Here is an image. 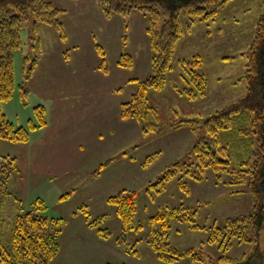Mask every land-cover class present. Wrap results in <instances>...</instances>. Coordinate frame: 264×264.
I'll return each instance as SVG.
<instances>
[{
  "label": "rangeland",
  "instance_id": "374dc122",
  "mask_svg": "<svg viewBox=\"0 0 264 264\" xmlns=\"http://www.w3.org/2000/svg\"><path fill=\"white\" fill-rule=\"evenodd\" d=\"M49 1L61 10L58 16L65 36L42 21L23 22L21 46L14 53L13 97L2 103L8 118L16 126L26 127L30 118L35 120L34 107L41 103L47 123L31 130L27 142L0 138V173L9 174L6 180L0 177L1 240L9 241L20 206L27 209L40 197L48 205L46 214L60 219V248L53 264L217 261L222 250L208 242L205 227L223 226L228 217L250 213L254 194L244 185L227 183L228 176L212 168L203 172L201 179L179 170L163 191L153 196L146 187L166 170H175L176 162L182 170L195 163L191 150L196 136L180 119L206 117L247 94L245 65L264 0H231L223 16L209 27L204 22L189 27L187 12H182L185 31L176 48L175 67L161 89L148 93L159 118L157 129L149 132L142 130L140 120L122 119L119 110L121 102L136 90L134 79L151 72L148 16L140 10L106 16L101 0ZM123 52L132 56L131 66L119 64ZM102 54L107 70L99 69ZM194 55L204 59L208 85L206 95L191 100L180 92L185 82L176 61ZM34 58L33 72L25 79V68ZM24 79L29 92L23 97L19 85ZM175 119V125L169 124ZM180 177L187 182L188 192L180 187ZM124 188L139 191L135 222L141 221L144 228L131 229L123 236L121 221L108 197ZM182 204L198 209L199 215L194 223L173 218L168 241L181 251L200 253L197 259L184 255L163 263L149 244L150 217L161 208ZM94 220L97 224L90 226ZM105 227L109 229L107 237L98 234V229ZM253 245L254 241H235L225 254L241 258Z\"/></svg>",
  "mask_w": 264,
  "mask_h": 264
},
{
  "label": "trees",
  "instance_id": "16d2710c",
  "mask_svg": "<svg viewBox=\"0 0 264 264\" xmlns=\"http://www.w3.org/2000/svg\"><path fill=\"white\" fill-rule=\"evenodd\" d=\"M230 1L101 0V8L106 16L115 13L127 15L133 10H140L149 18L147 32L153 51L151 72L145 78L134 79L135 92L128 100L121 102L119 107L122 119L140 120L144 132L157 129L158 112L149 103L148 93L151 89H161L167 81L168 73L175 67L176 48L185 31L181 22L182 12H187L189 27L196 22H204L209 27L211 22L223 16L221 13ZM59 13L61 10L49 0H0L1 139L27 142L31 130L47 123L46 109L41 103L34 107L35 120L30 118L28 127L16 126L3 111L2 103L13 97L14 53L21 46L23 22L34 19L35 22L42 21L53 25L63 37L65 29L59 19ZM105 59L102 54L99 69L107 70ZM176 62L185 82L180 92L191 100L206 95L208 77L204 71L203 57L186 56L178 58ZM34 64L35 58L32 65L25 68V79L31 76ZM119 64L131 66L132 56L123 52ZM245 66L244 76L248 88L246 95L216 109L206 117L180 119L196 136L191 150L195 163H190L182 170L180 162H176L175 170H166L164 175L146 187L147 193L153 196L154 192H162L166 183L173 179L179 170L187 176L201 179L203 172L212 168L221 175L226 174L227 183L244 185L246 191L254 194L255 200L250 213L228 217L223 226H204L209 231L208 242L217 244L222 250L218 260L211 261L210 264H264V9L259 16ZM25 79L19 85L23 97L29 92L25 87ZM176 121L175 119L169 124L175 125ZM0 177L6 180L9 174L0 173ZM179 185L184 191H189L183 177L179 178ZM108 202L116 208L123 236L131 229L138 231L144 228L141 221L138 224L135 222L139 208L138 190L124 188L108 197ZM47 209L48 205L40 197L27 209L20 206V211L14 217L9 241L5 243L0 237V264H53L60 248V219L49 217L46 214ZM198 212V209L182 204L176 208H161L150 217L149 244L161 262L172 263L184 255L197 259L200 252L193 249L181 251L168 241V236L173 218L194 223ZM86 218H90L87 213ZM156 223H159V226L153 227ZM95 224L97 220L89 222L90 226ZM197 227L203 226L197 224ZM108 233L109 229L106 227L98 229L101 236L107 237ZM235 241H254L253 249L245 252L241 258L230 257L225 253Z\"/></svg>",
  "mask_w": 264,
  "mask_h": 264
},
{
  "label": "crops",
  "instance_id": "0c3cea01",
  "mask_svg": "<svg viewBox=\"0 0 264 264\" xmlns=\"http://www.w3.org/2000/svg\"><path fill=\"white\" fill-rule=\"evenodd\" d=\"M47 114H48V111H47ZM48 122H49V120H48Z\"/></svg>",
  "mask_w": 264,
  "mask_h": 264
}]
</instances>
